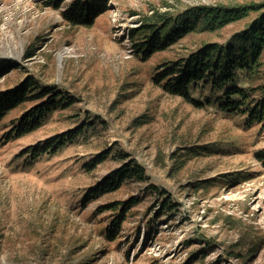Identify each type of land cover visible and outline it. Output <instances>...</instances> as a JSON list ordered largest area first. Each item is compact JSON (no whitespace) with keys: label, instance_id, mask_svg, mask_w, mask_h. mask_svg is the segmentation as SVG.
Listing matches in <instances>:
<instances>
[{"label":"rangeland","instance_id":"374dc122","mask_svg":"<svg viewBox=\"0 0 264 264\" xmlns=\"http://www.w3.org/2000/svg\"><path fill=\"white\" fill-rule=\"evenodd\" d=\"M70 1L0 0V92L30 78L75 99L20 137L3 139L38 100L0 125V264H264V123L219 110V92L193 90L199 105L153 82L162 61L185 57L204 39L224 42L256 13L147 60L130 37L155 12L264 0H108L88 27L64 19ZM84 123L56 154L33 157L36 146ZM129 159L143 167V182L87 200ZM166 197L174 209H162ZM130 198L137 204L108 239L109 203Z\"/></svg>","mask_w":264,"mask_h":264},{"label":"trees","instance_id":"16d2710c","mask_svg":"<svg viewBox=\"0 0 264 264\" xmlns=\"http://www.w3.org/2000/svg\"><path fill=\"white\" fill-rule=\"evenodd\" d=\"M108 0H71L62 16L72 26L92 25L96 16L107 8ZM264 3L246 6H197L174 15L152 13L148 21L130 32L135 52L143 60L155 53L174 48L175 45L192 35H218L225 26L244 19L250 13H256L243 29L235 31L224 42L200 41L199 47L190 51L185 57L162 61L154 72L153 82L171 96H179L189 103L199 104L192 97L193 90L220 93L218 108L227 113L246 115L248 123H264ZM246 81L248 87L240 86L238 81ZM258 93L254 98L251 93ZM34 107L26 110L20 123L12 132H7L4 140L20 137L34 131L41 124V119L49 111L62 110L73 106L75 99L66 96L56 88H39L37 83L25 78L18 86L0 92V125L5 115L20 104L34 102ZM201 104V103H200ZM199 104V105H200ZM84 123L76 128L50 137L41 146H36L33 157L40 154H56L66 142L75 140L80 132L89 127ZM105 156H97L84 165L86 171L92 170L101 163ZM264 162V153L261 156ZM146 174L143 167L135 160L129 159L122 166L111 170L105 177L94 184L87 193V200L118 190L127 182H143ZM155 189V188H154ZM137 204L130 198L109 203L108 209L114 215L105 224L104 233L108 239L113 238L123 215ZM162 209H174L166 197Z\"/></svg>","mask_w":264,"mask_h":264}]
</instances>
